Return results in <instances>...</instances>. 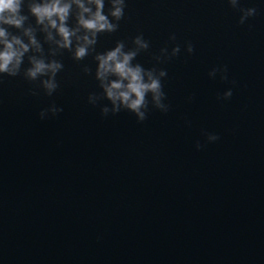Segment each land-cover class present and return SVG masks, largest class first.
I'll return each mask as SVG.
<instances>
[{
	"label": "water",
	"instance_id": "95a60500",
	"mask_svg": "<svg viewBox=\"0 0 264 264\" xmlns=\"http://www.w3.org/2000/svg\"><path fill=\"white\" fill-rule=\"evenodd\" d=\"M243 6L259 14L239 25L225 0H127L95 52L49 57L64 66L51 97L22 73L0 77V264H264V5ZM138 34L150 47L133 63L167 71L169 111L102 116L94 56ZM219 66L227 81L209 78ZM52 103L63 111L41 120Z\"/></svg>",
	"mask_w": 264,
	"mask_h": 264
},
{
	"label": "clouds",
	"instance_id": "9594fccd",
	"mask_svg": "<svg viewBox=\"0 0 264 264\" xmlns=\"http://www.w3.org/2000/svg\"><path fill=\"white\" fill-rule=\"evenodd\" d=\"M225 2L239 12V25H244L259 14L257 6L244 7L243 0ZM258 5H264V0H258ZM126 7L127 0H0V77H16L22 73L25 80L38 82L37 89L31 90L32 95H37L38 89H43L44 94L51 97L59 87L56 77L64 66L61 61L49 57H55L58 50H68L73 60H83L96 51L95 46L101 34L118 30L119 22L125 17ZM25 8L27 14L24 13ZM30 17L34 19V25L29 23ZM38 30L43 33L44 42L50 45L48 57L37 39ZM168 39L175 42L176 34H170ZM131 43L133 47L126 50L125 42L118 40L114 48L96 52L95 79L102 89L103 98L111 104V108H101L102 116L126 110L134 114L138 122H143L151 108L162 113L169 111L170 106L164 102L166 94L161 83L167 71L156 67L146 69L140 63H133L150 45L143 34L134 36ZM184 48L188 54L194 51L190 41L185 42ZM180 52L179 44H175L170 51L165 46L158 55L153 56V60L156 64H162ZM25 58L27 67H23ZM82 71L88 74L90 69L85 66ZM208 76L210 79L219 76L220 80L227 81V67H213ZM232 83L235 84V81ZM232 95V89L228 88L217 99L228 100ZM98 98L90 93L88 103L95 105ZM62 111V108L52 103L39 112V118L44 120L49 114L55 116ZM202 135L206 143L219 140V136L214 133L203 132ZM203 146L199 141L195 144L198 151Z\"/></svg>",
	"mask_w": 264,
	"mask_h": 264
}]
</instances>
